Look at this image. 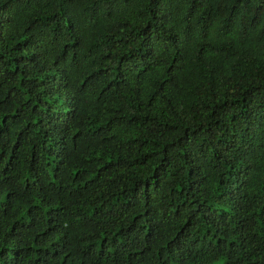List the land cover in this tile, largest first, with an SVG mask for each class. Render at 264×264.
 Masks as SVG:
<instances>
[{
	"label": "trees",
	"instance_id": "16d2710c",
	"mask_svg": "<svg viewBox=\"0 0 264 264\" xmlns=\"http://www.w3.org/2000/svg\"><path fill=\"white\" fill-rule=\"evenodd\" d=\"M0 264H264V0H0Z\"/></svg>",
	"mask_w": 264,
	"mask_h": 264
},
{
	"label": "clouds",
	"instance_id": "9594fccd",
	"mask_svg": "<svg viewBox=\"0 0 264 264\" xmlns=\"http://www.w3.org/2000/svg\"><path fill=\"white\" fill-rule=\"evenodd\" d=\"M45 65H47V63ZM56 87L59 90L58 93H56V91L53 88L51 89V91L57 96V102L59 103V106L62 108H65L69 105L72 106L73 100H71V98L68 97V95H65L64 94L65 91L64 90L62 91L61 89H59L58 85H56Z\"/></svg>",
	"mask_w": 264,
	"mask_h": 264
}]
</instances>
